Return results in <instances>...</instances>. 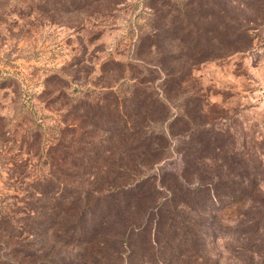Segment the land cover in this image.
<instances>
[{
    "label": "rangeland",
    "instance_id": "rangeland-1",
    "mask_svg": "<svg viewBox=\"0 0 264 264\" xmlns=\"http://www.w3.org/2000/svg\"><path fill=\"white\" fill-rule=\"evenodd\" d=\"M216 1L233 22L226 37L239 30L226 47L241 49L220 50L222 57L198 64L184 85L170 83L166 91L165 69L180 63L157 59L175 43L159 46L156 30L162 17L181 21L182 0H87L68 11L65 0H0V262L49 264L33 257L40 240L41 255L58 247L54 232L62 224L111 195L94 240L104 244L88 247L85 264L128 263L122 238L137 235L146 207L166 195L162 184L174 186L182 167L169 122H159L158 109L148 113L150 99L166 103L170 120L192 109L186 90L196 89L210 116L213 107L221 111L215 126L233 133L241 151L264 159V0ZM189 126L178 122L172 131ZM157 134L168 136L165 149L141 155L143 140ZM259 185L264 192V180ZM68 193L67 201L77 200L75 217L64 215L60 225L68 205L59 200ZM240 206L220 212L213 255L203 251L207 264H234L228 224ZM46 216L57 221L49 234ZM66 242L59 250L73 251Z\"/></svg>",
    "mask_w": 264,
    "mask_h": 264
},
{
    "label": "trees",
    "instance_id": "trees-1",
    "mask_svg": "<svg viewBox=\"0 0 264 264\" xmlns=\"http://www.w3.org/2000/svg\"><path fill=\"white\" fill-rule=\"evenodd\" d=\"M87 3V0H65L64 9H77ZM179 6V12L183 15L181 21L174 16L167 21L162 17L165 23L156 30L159 46L167 41L175 43L174 49L166 51L157 59L163 63L166 58L180 63L177 69L174 66L165 69L162 86L166 91L170 83L178 87L184 85L198 64L222 57L224 54L220 50L241 49L239 45L232 49L225 45V40L234 39L239 30L232 31L231 36L226 37L227 29L232 28L233 22L226 20L218 1L182 0ZM186 92L185 99L191 101L192 109L170 120L163 115L167 109L166 103L161 99H150L148 113L151 115L153 108L158 109L161 113L159 122H169L171 130L168 134L177 139L182 167L178 176H174V186L162 184L166 195L154 205L146 207L144 223L136 229L137 235L130 238L126 234L122 238L121 253L127 264H207L203 255L206 250L210 256L213 255L210 244L215 242L212 236L220 212L240 202L238 218L231 226L228 224L231 239L227 245L230 259H227L234 264H264L261 257H264V192L259 185L264 180L262 152L252 154L241 151L233 133L215 126L223 118L221 111L213 107L210 116L206 110L208 104L199 92L196 89ZM148 119L155 120L152 117ZM178 122L191 126L174 134L172 128ZM123 125L125 127L127 123L124 121ZM167 137L157 134L151 140L145 138L143 142L147 141V148L140 154L157 155L159 150L165 149L162 141L167 140ZM68 195H63L65 198L59 200L62 205H68L67 213L59 215L60 225L65 222V218L75 217L77 200L67 201ZM110 196L101 197L103 203H98L94 208L89 209L87 206L73 222L62 224L61 231L54 232L58 247L49 245L41 255L46 246L40 240L41 243L35 249L39 254L36 252L33 257H48L49 264H85V257H89L88 247L104 244L94 240L100 236L97 233L98 226L103 222L102 216L108 208L106 199ZM32 209L30 212H34ZM55 216L45 217V234H49V228L56 225ZM38 223L41 225L42 221ZM62 232L67 237L64 241L59 236ZM32 235L37 237L39 234L32 232ZM62 241L73 244L70 245L73 251H60L59 248L65 245ZM218 260L211 264H218Z\"/></svg>",
    "mask_w": 264,
    "mask_h": 264
}]
</instances>
